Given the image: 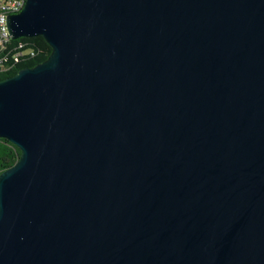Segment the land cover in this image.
Instances as JSON below:
<instances>
[{"label": "water", "instance_id": "water-1", "mask_svg": "<svg viewBox=\"0 0 264 264\" xmlns=\"http://www.w3.org/2000/svg\"><path fill=\"white\" fill-rule=\"evenodd\" d=\"M51 55L0 81V264H264V0H26Z\"/></svg>", "mask_w": 264, "mask_h": 264}, {"label": "built area", "instance_id": "built-area-1", "mask_svg": "<svg viewBox=\"0 0 264 264\" xmlns=\"http://www.w3.org/2000/svg\"><path fill=\"white\" fill-rule=\"evenodd\" d=\"M25 5L26 0H0V74L40 57V50L31 38L13 40L10 35L8 19L19 14Z\"/></svg>", "mask_w": 264, "mask_h": 264}, {"label": "trees", "instance_id": "trees-1", "mask_svg": "<svg viewBox=\"0 0 264 264\" xmlns=\"http://www.w3.org/2000/svg\"><path fill=\"white\" fill-rule=\"evenodd\" d=\"M36 47L40 50V57L35 61L24 63L16 67L11 72L0 74V81L16 75L20 70L26 67H34L39 63L44 62L51 55L52 49L44 41L42 37L31 39ZM14 43V42H13ZM21 155L20 150L7 140L0 139V174L13 167L19 160Z\"/></svg>", "mask_w": 264, "mask_h": 264}]
</instances>
